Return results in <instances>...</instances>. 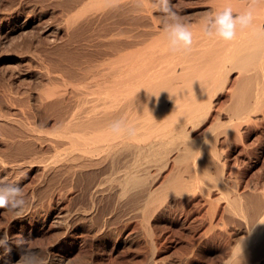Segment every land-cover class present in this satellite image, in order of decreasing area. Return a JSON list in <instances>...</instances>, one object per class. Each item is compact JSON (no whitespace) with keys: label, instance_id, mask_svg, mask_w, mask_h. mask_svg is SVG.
I'll list each match as a JSON object with an SVG mask.
<instances>
[{"label":"bare ground","instance_id":"6f19581e","mask_svg":"<svg viewBox=\"0 0 264 264\" xmlns=\"http://www.w3.org/2000/svg\"><path fill=\"white\" fill-rule=\"evenodd\" d=\"M23 1H27L26 8L12 4L14 7L9 9L8 3L9 11L2 18L0 32L4 41L14 43L17 34L12 36L13 31L30 32L36 28L37 34L47 40L49 48H44L47 54L51 50L58 54L57 58L49 57L46 66L42 64L47 83L46 87L40 83L45 88L43 92L42 88L38 90L42 92L39 96L38 91L35 94L40 110L48 114L45 123H51V128L30 123L23 126L20 120H15L16 123L7 119L10 124L21 123L19 135H14L18 138L10 141L19 159L18 156V161L15 159L18 163L10 160L13 165L0 159V179L7 182L9 173L31 158L41 162L48 179L65 184V191L80 190L85 204L76 206L77 203L76 207L64 204L62 196L67 191L63 192L61 187L62 191L56 190L50 196L53 199L56 193L59 195L56 207L48 208L43 218L29 207L17 210L15 221L20 220L23 235L18 239L7 235L11 251L0 247L3 259L16 258L21 251L31 250L25 245L29 238L64 226L63 238L49 246L50 256L42 261L66 264L70 258L65 251L72 253L77 242L71 219L79 214L80 218L94 219L103 202L109 206V217L123 213L126 218L137 220L151 239L148 228L157 217L167 210L201 201L229 218L244 222L241 225L245 226L247 236L238 247L236 244L233 253L236 248L242 253L244 250L261 253L257 258L264 261V187L260 193L254 184L229 185L231 180L235 181L237 172L229 167L221 150L237 151L242 137L264 132V0L196 1L205 11L181 16L194 35L190 51L180 48L179 42L178 49L170 47L163 20H159L163 18L157 19L153 14L156 0H143L142 4L138 0H41V4L31 3L37 0ZM225 7H230L234 14L253 10L252 25L243 29L238 26L232 41L209 37L204 31L212 13ZM16 38L17 42L20 37ZM26 39H20L19 43L29 45L31 41ZM16 42L15 48L19 46ZM19 52L9 54L6 59L21 60L23 53ZM18 73L29 74L23 67ZM117 124L120 129L130 126L135 133H114L111 126ZM18 128L15 132H19ZM223 143L225 146L218 147ZM44 149L48 154L41 151ZM40 152L46 156L38 160ZM53 203L48 204L52 207ZM214 227L212 221L210 228ZM237 254L233 256L246 259L250 256ZM154 255L148 264H154ZM257 258L252 260L257 262Z\"/></svg>","mask_w":264,"mask_h":264},{"label":"rangeland","instance_id":"374dc122","mask_svg":"<svg viewBox=\"0 0 264 264\" xmlns=\"http://www.w3.org/2000/svg\"><path fill=\"white\" fill-rule=\"evenodd\" d=\"M14 1H15V4H14ZM19 1L21 0H18V1L17 0H12V1L0 0V24L3 20L2 18L5 17V14L6 12L9 11V9H12L16 5H21L20 7L26 8L27 1H25V3H23L24 2L23 0L22 2H19ZM40 1L41 0L31 1V3L34 2L35 4L36 2L37 4H41L42 2ZM189 1L190 0H171L172 4L175 7V10L178 11V13L181 12L180 15L182 17L186 16V14H190V12L195 13L196 11L197 12L196 14L199 15V13L202 14L205 11L206 9L205 7L198 5L196 3V1L199 2L200 0H192V2L191 1L189 2ZM193 2H195V4H193ZM8 3L10 7L8 6ZM186 3L187 4L189 3L188 6L186 5ZM184 4L185 6H183ZM196 5H197V8H195ZM22 8L20 9L22 10ZM157 9L158 8L156 6V8L154 9L155 11H153V14L155 16L154 15L153 16L156 18L157 17L163 18L161 12L159 11V9L158 10ZM159 20H163V19H159ZM35 30L33 28V31H32V28H31L29 30L30 32L26 31L28 33H31L33 36L35 35L34 41H31V39L33 38L32 35L26 33L24 30L13 31V33L11 34L12 36H14L15 34L17 35L21 34L20 36L15 35L13 37L14 43L11 41L9 42L10 44L13 43V45H10L8 43L9 40L4 41V39H2L3 34L0 32V121L2 123H4L5 121V126L4 124L2 125V123L0 124V126L2 125L4 127V128H1L2 126L0 127V159L6 161L5 163L7 164L10 163V160L15 161L16 163L19 159V156H18L19 154L14 153L15 146L12 145L13 142H10V141L12 139H15V137H17V136H14L15 134L19 135L18 133H20V128H21V126L19 125H21V123L22 124L24 123L23 126L26 125V123H30L33 125L35 124L39 128L44 125H46L44 126L46 128H51L50 127L51 123H49L50 125H47L45 123L47 121L46 119L48 118V114H45L44 112H42V110H40L41 108L38 106V101L36 100H38V96L43 92L42 91L44 90L43 88L46 87L44 83H47L46 79L43 78V75H45L44 72L46 73L45 71L46 69L43 68V66H46L45 63L48 64L50 62V59L52 57H53L52 59H54L55 55L58 56V54H56V52H51L52 50L50 51V54H47L46 49H44L46 45L48 46V44L45 42L46 39L42 36H39L37 34V30L36 31ZM24 33L26 34L25 36L27 37V39L24 36ZM27 35H31L32 38ZM36 35H38V37ZM19 37L22 41H25V39L27 42L31 41V42H28L27 44L32 43L31 44L32 46L29 47L30 44L26 45V42H24L25 44L22 42L23 45L22 43L20 44L19 42H21V40L19 39ZM15 38L16 40L19 39L17 41L19 43V46L16 48L15 46H17L18 44L15 41ZM41 38H42L41 41L40 40L37 41V39H41ZM35 40H36L37 45L33 44L35 43ZM15 42L17 45H14ZM38 43L41 44L42 47H40ZM43 43H44V47L42 45ZM24 45L27 47L28 50L30 49L31 50L28 51L27 49H25L26 47H24ZM47 46L46 48H49ZM17 48L19 50H17ZM33 48H34L33 51H36L35 53L31 52ZM42 48L45 51H43ZM24 50H26L27 54L23 52ZM19 51L27 55V56L25 55L23 56L22 54V57H23L22 59H24V61H22L21 63L23 64L19 62L22 59L19 61H9L6 59L9 56V54H12V53L19 54L20 53ZM38 51H40L39 52L40 54L38 53L37 55L38 57H37L36 54ZM28 52L29 54L33 53V56L31 55L33 58L28 54ZM44 53H46V56H44L45 55ZM51 53H53L52 55L54 56H51ZM39 57L41 58L44 57V58L41 59ZM45 57H47L46 58L47 62L45 61ZM49 57L50 59H48ZM29 59L31 60V62ZM25 60H27V62ZM28 61L30 62V64ZM25 62L26 64H29L28 67H26L27 65L25 64ZM22 67L27 68L28 73H29L28 75H25V74L24 75L22 74L23 76L18 75L19 74L18 72L19 70L20 71L22 70ZM41 68L45 70L43 71L42 69L41 71ZM36 74L39 75L40 77L39 76L37 77ZM41 77H42V82L40 80ZM40 83L42 84V86L45 85V87H42ZM40 88H42L41 89L42 92L38 91L40 90ZM36 91H38V96L35 95L37 94ZM7 119L8 120L11 119L12 122H14L15 120L16 121L20 120L21 123L19 121L17 125L14 123L13 124L11 123L12 124L11 125L10 123H8ZM6 121L8 124L6 123ZM6 124H7V129H6ZM13 125L15 127L17 126L19 127V128L17 127L19 132L17 131H16L17 133L15 132L17 128L14 129ZM9 128L11 129L9 130ZM12 130L14 133L11 132ZM209 135L210 133H208L205 136V138H208ZM8 138H11V139H8ZM9 143H11L12 146L8 145L9 147L8 149L7 144ZM238 143L239 144H238L237 151H234L228 148L221 149L222 152L224 153V158H226L227 164L229 165V167H232V169L236 168L235 170L237 172V174L235 175L236 177H233L235 181L236 180L237 181L236 182L233 181L234 182L233 183L231 180L229 185H233L234 187L235 184H237V182H239L238 184H241L242 186H244L245 184L246 185L254 184V186L256 185L258 186L256 187L259 188L260 193H262L261 191L264 187V144H263L264 143V132L258 131L254 135H246L245 137H242V139ZM221 146H225V144L224 143L218 144V147H221ZM10 148H13V149L10 150ZM7 151L9 153H7ZM10 151H11L13 159H10L12 158ZM41 151L43 152L45 151L44 153L48 154V151H46V149L41 150ZM43 152H40V154H37L40 156V157L37 156L39 157L38 160L41 159V156L42 157L44 155L46 156V154L42 155ZM13 155H15V158ZM20 156L22 155L20 154ZM34 158H36V155L34 156ZM15 159H17V161ZM13 161H11L10 164L12 163L15 164ZM20 166L17 167L14 171H11L12 173L9 171L10 173L6 177L7 179L5 178L7 182L3 181L2 179H0V182L2 184L8 183V184L20 185L23 189L24 199H25V205L23 207L24 208L29 207L31 211L35 209L34 212L39 214L43 218L48 208L54 209L56 207V199H57L56 197L59 195H57L56 193V196L53 197V199L55 200L51 199L50 196H53L52 194L56 190H57L56 192H58V190L62 191V189H64L67 186H65V184H63L64 186L60 184L61 182L57 183L58 180L56 179L55 181L54 180L52 181V179H48L49 177L46 176V174L42 171V166H41L40 161H31V158H29L28 162L22 163ZM48 180L51 182H49ZM245 180H246V183H245ZM52 182H54V185ZM48 185H49L51 192L48 189ZM44 189H47L48 191L47 190L44 191ZM65 189L63 190V192L67 191L66 192L67 195L64 193L66 197L65 195L62 196L64 197L63 198L64 201L62 200L64 204H68L69 207H72V205L73 207L80 206L79 204H82V206H84L85 202L83 200H85V198L83 197L84 195L82 194L80 190L77 191L78 189L75 188L71 190V193H70L68 192V190L65 191ZM74 190H76V193ZM78 195H80L82 198ZM78 197H80L79 199L81 201H79ZM69 198H70V201H67L69 200ZM74 200L76 202H74ZM195 202H196V205L194 206ZM195 202H192V205H189L190 208L192 209H189V206L187 207L184 206L185 208L180 207L181 210L180 208L179 209L174 208L173 210L172 209L167 210L163 215H161V217H157V219H155L152 222V224H150V228H148L149 233L151 234L150 238L152 240L149 239V236H147L145 228L137 220L133 221V219L130 218L132 219L130 221L129 218H126V215L123 216V213L122 215H119V213L116 215L114 213L113 216L109 217L110 213L107 214L109 212L107 207L109 206L108 205L106 206L105 202L101 204L100 206L101 208L99 207L100 209L98 208V210H102V211L97 210L96 213L98 214L95 213V216H93L94 219H92V217L91 218L89 217L87 219H85L84 217L83 219V217L80 218L81 216L80 214L75 215L74 216L75 218L71 219V225L72 227L75 225L72 228V231L74 230L75 232H77V235L73 237L74 240L77 239L76 248L72 253H68L69 250L65 251L66 254H69V258H70V260L67 261L66 264H148V261L150 260L149 258L153 255V253L155 254L154 264H247V263L253 264V262L254 264L264 263L263 260H260L261 262L258 260L259 256L262 255L261 253H260L261 255L257 254L259 255L257 258V255L255 253H253L255 255L254 256L253 254H251L252 252L246 251L242 248L240 249L241 251L244 250L243 253H246L244 254L246 257L247 255H250V256L253 255L254 258L248 256L246 259V258H242L243 256L242 257L241 256L235 257L236 255L233 256V254H237L236 252H238L236 251L237 250L236 248L235 253H233L234 247L236 246V244L238 247V245L241 243L240 241H242L243 238L247 236L245 226H242V225H245L242 220L238 218L237 219L236 218L233 219L231 217L229 218L228 215L226 216V214L224 213L223 215L222 211H216L213 209L214 207L210 208L208 204H202L201 201H195ZM198 202L200 205L198 204ZM41 203H43L44 205L43 206L40 205ZM48 203L49 204L53 203L52 207ZM69 203H72V204L70 205ZM30 206L32 208H30ZM214 211H216L217 213ZM16 212L18 211L0 208V237H4L6 234L12 238L14 237L15 239H18L19 237L23 235V232L20 230V220L15 221L16 214H17ZM76 216L78 217L76 218ZM78 218L81 220L79 221ZM122 218L125 221L122 220ZM107 219L109 221H107ZM84 220L86 223L84 222ZM126 220H128L129 222L128 221L126 222ZM75 221L76 223L78 221L79 222L76 224ZM212 221H213V224L215 225L213 230L210 228ZM92 222L93 224H91ZM125 222L127 224H125ZM241 222H243L242 225H241ZM97 226L98 227L100 226L99 227L100 229L96 228ZM110 226L112 227L110 228ZM62 227L51 230L46 234L34 236L33 238H29L27 240V243L25 244L26 247L31 248L32 251L38 252L40 254L41 259L50 256V254L48 253V249H50L49 246H51V244L56 239L61 238V237L63 238L64 236L63 231L65 228L64 226ZM101 229L104 230L103 232H105V233L102 232L103 235L102 233L100 234V232L102 231ZM96 232L97 234L95 235ZM83 238H85V240ZM74 244L75 243L71 245H74ZM71 245L69 246V249H71L70 248ZM238 253L239 254H237V256L243 254L242 252H238ZM19 257L20 255L17 256L16 258L4 260L3 254L1 253V249H0V262H1L0 264H6V262H12V264H15V261H17ZM255 258H257L256 261L257 260L259 261V262L257 261L258 263L252 260ZM249 260H251L252 262Z\"/></svg>","mask_w":264,"mask_h":264},{"label":"clouds","instance_id":"9594fccd","mask_svg":"<svg viewBox=\"0 0 264 264\" xmlns=\"http://www.w3.org/2000/svg\"><path fill=\"white\" fill-rule=\"evenodd\" d=\"M143 0H138V4H142ZM156 6L163 16L164 30L168 35L170 47L176 50L179 42L185 51H190L194 41L193 32L190 26L183 21L181 15L175 10L171 0H156ZM253 10L249 8L243 13L234 14L230 7H225L222 11L213 12L205 24L204 31L209 37H219L224 41H232L237 34V28H247L253 23ZM111 130L114 133L127 132L134 134L135 130L125 125L120 129L117 125H112ZM25 205L23 189L18 184H0V208L19 210ZM0 247H5L6 251L10 252L8 247V238L5 234L0 237ZM12 264V262H6ZM15 264H43L40 254L32 250H23Z\"/></svg>","mask_w":264,"mask_h":264}]
</instances>
